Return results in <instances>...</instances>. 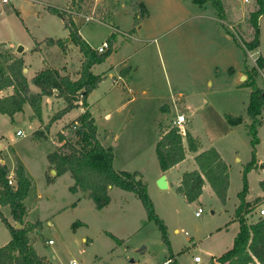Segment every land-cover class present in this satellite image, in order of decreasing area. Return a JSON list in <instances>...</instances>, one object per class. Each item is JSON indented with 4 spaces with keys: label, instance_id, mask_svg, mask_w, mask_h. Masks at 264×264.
I'll return each instance as SVG.
<instances>
[{
    "label": "rangeland",
    "instance_id": "obj_1",
    "mask_svg": "<svg viewBox=\"0 0 264 264\" xmlns=\"http://www.w3.org/2000/svg\"><path fill=\"white\" fill-rule=\"evenodd\" d=\"M135 1L84 0L82 12L74 13L73 20L81 37L94 48L115 33L112 38L116 49L112 57L92 68L103 77L89 93V108L95 118L99 139L113 149L114 167L137 173L136 179L140 177L139 181L147 185L155 210L166 224L170 244L163 239L158 223L148 219L141 199L134 192L111 187V202L97 209L88 193L70 190L74 178L69 172L53 175V166L50 167L47 155L63 143L61 131L66 138L73 137L65 126L84 110L80 101V105L55 119V114L66 106L55 91L43 96L41 119L32 115L28 102L13 118L0 113V163H7L10 171L20 164L27 169L32 185L25 198L27 215L22 226L41 221L30 232V238L37 252L50 264H72L73 260L76 264H161L172 253L181 264H195V255L201 256L203 264H216V256L232 247L238 233L240 225L235 219V208L241 201L239 195L244 186L245 168L252 161L254 151L258 167L246 173V199H259L253 212L247 214L249 221L259 217L260 205L264 202V194L259 196L264 192V109L259 117L261 122L256 123L258 141L254 146L250 129L252 118L248 114L252 88L229 84L228 68H221L227 61H221V58L215 64L219 68L214 65L213 84H208L210 78L206 80L208 72L204 69L201 77L194 78L188 71L180 72L179 77L173 76L174 69L168 65L165 54L168 76L162 53L156 49L160 38L155 43L150 40L152 37L138 31L142 24L138 17L142 11L138 10ZM179 1L180 6L178 0L153 3L152 13L157 16L166 12L164 4L179 12L169 25H175V28L168 33H173L176 39L177 33L187 29L188 22L195 20L199 33L194 39L201 42L204 56L207 55L205 44L210 47L205 40L213 38L214 32L208 16L215 13L230 23L229 28L239 40L245 42L254 38L250 18L259 8L256 0H219L223 15L212 0H203L202 3ZM70 3L71 0H0V49H11L23 55L25 75L33 92L41 89L32 83L31 78L44 67L58 68L73 79L80 76L84 55L73 42L64 20L49 10L54 6L69 13L73 10ZM88 16L93 19L87 20ZM258 23L260 45L250 50L247 60L249 70L258 69L257 85L264 90V67L258 68L257 64L259 56L264 58V12ZM50 37L62 38L65 46H47L45 39ZM190 37L194 36L190 34ZM174 53L177 55L178 51ZM125 58L128 63L122 62ZM127 64L137 67L136 72L133 71L137 84L147 88L151 95H162L161 100L153 97L149 101L146 99L149 95L138 92L139 101L120 107L134 95L124 88L123 83L117 86L114 80L119 68ZM179 89H201L203 93L193 95L192 106L187 109L189 99L173 103L176 99L174 91ZM8 90L12 92V88H8L2 94ZM166 103L170 104L171 110H164ZM180 111L187 119L184 127L204 146H208L211 137L218 139L216 145L229 167L230 181L225 202L219 199L208 182L203 193L193 202L177 189L182 173L198 167L191 151H187L185 160L170 171L167 188H161L155 179L163 170L156 149L161 126ZM106 112L111 113V119L105 118ZM226 113L242 115L244 122L231 128ZM19 129L25 134H17ZM36 130L46 132V138L34 139ZM48 175L54 180L49 181ZM199 207L202 212L197 216ZM0 209L13 224L16 223L9 206ZM10 239L11 233L0 218V246ZM50 239L53 243L48 242Z\"/></svg>",
    "mask_w": 264,
    "mask_h": 264
},
{
    "label": "trees",
    "instance_id": "obj_2",
    "mask_svg": "<svg viewBox=\"0 0 264 264\" xmlns=\"http://www.w3.org/2000/svg\"><path fill=\"white\" fill-rule=\"evenodd\" d=\"M194 1L196 3L203 2V0ZM212 1L223 15L222 3L219 0ZM256 1L259 8L252 12L250 18L254 27V38L243 42L250 50L256 49L260 45L258 18L264 12V0ZM83 3L84 0H71L70 4L73 10L69 13L64 9L49 7L52 13L59 15L64 20L65 26L70 29L73 42L79 46L84 55L79 78L73 79L69 75L61 73L58 68L44 67L31 78L32 83L41 89L40 92H33L24 72L25 59L23 55L15 53L11 49H0V113L13 118L17 112L23 110L25 103L28 102L33 111L32 115L41 119L43 96L52 95L56 91L57 95L62 97L66 103V106L54 116L55 119H59L80 105L79 103L82 101L81 105L84 110L68 126H65V128L70 129L73 137L66 138L61 131L60 140L63 143L47 155L50 167L54 166L57 172L56 176L69 172L74 178V184L70 186V190L88 193V196L95 202L97 209H102L111 202V187L116 186L134 192L141 199L147 211L148 219L158 223L163 239L170 244L166 224L155 210L147 185L136 179L137 173L116 169L113 165L114 152L112 147L105 146L98 137L97 125L94 116L88 109L87 98L103 77L102 74L94 73L92 68L111 55L113 51L112 37L115 33L108 37L109 47L106 51L98 52L97 48L90 46L81 37L73 20L74 13L82 12ZM137 8L142 11L138 17L141 19L146 11L141 4ZM45 44L47 46H65L62 38L53 37L46 38ZM257 64L258 68L264 67L263 56L257 58ZM257 71V68L247 69L248 80L240 84L252 88L248 114L252 118L250 129L254 135L252 139L254 146L258 141L256 123L261 122L259 117L264 109V90L257 85ZM8 88H12V92L8 90L6 94H2ZM226 118L231 125L244 122L242 115L236 116L226 113ZM160 133L156 149L161 168L167 170L185 159L187 149L184 144V137L179 133L177 126L162 125ZM46 135V132L36 130L34 139H45ZM185 137L187 148L198 152L200 140L193 136L190 131L186 132ZM195 160L198 168L184 172L177 189L185 195L188 201L193 202L203 193V187L207 180L219 199L225 202L230 177L228 164L221 153L215 146H211L199 151ZM255 166H257V160L254 151L252 161L245 168L244 186L239 195L241 201L235 212V219L239 221L240 225L239 231L234 238L232 247L216 257L221 264H264V215L259 214L255 221H249L247 218V214L253 212V207L259 199L256 198L253 201L246 199L248 191L246 173ZM10 172L6 163H0V207L9 206L12 217L16 221L13 224L0 209V218L11 233V239L0 246V264H48L47 260L37 252L30 238V232L35 226L40 225L41 221L37 220L21 228L17 227L18 222L21 225L24 224V218L27 215L25 198L31 188L32 181L22 164L14 168L15 182L13 184L8 181ZM48 180L52 181L54 178L48 175ZM169 258L171 259L169 264H181L176 260L173 253Z\"/></svg>",
    "mask_w": 264,
    "mask_h": 264
},
{
    "label": "crops",
    "instance_id": "obj_3",
    "mask_svg": "<svg viewBox=\"0 0 264 264\" xmlns=\"http://www.w3.org/2000/svg\"><path fill=\"white\" fill-rule=\"evenodd\" d=\"M142 1H140V0L135 1L136 7H139L141 4L143 9L146 11L144 17L140 19L142 21V24L138 27V31H140V33L143 31V33L145 35L152 37V38H150V40L153 39V41L155 43H158V39L160 38L159 44L156 45V49L160 54L162 53L164 63H165V70H166V72H168V76H170V73H169L167 63H166L167 61H165L166 60L165 54H167L168 65L172 69H174V72L172 73L173 76L177 75V77H179L180 72L188 71L190 76H192L194 78L201 77L202 76V70L204 69L208 72V77L206 78V80L208 78H210L209 80H207L208 84H213V81L211 80V78H213L212 75H213V72L215 70L214 65L217 64V62H220V58H221V61H225V60L227 61L225 66L223 65V66H221V68H225V67L228 68V77L230 79L229 84L236 86V87H243L240 84H243L245 82V80L242 82H237V81L242 74H246L247 80H248L249 76H248V73L246 71H247V69H249L247 59L249 57L250 49H248L244 45L243 41L239 40V38L234 34V32L231 31V29L228 26V25H230L229 22H227L226 20H223L222 17H220L219 15L217 16L216 13L214 15L208 16V21H211L214 32H213V38H209V39L205 40L207 43L209 42L210 47L205 44L207 55L204 56L202 53V50H201L202 49L201 42L200 43L196 42V40L194 39V38H196V34L199 33V25L196 23L195 20L192 22L191 21L188 22L190 24L188 26V28L177 33L176 37H178V38L176 39L175 35L173 33L172 34H168V33L170 32V30L175 28V25H173L172 27L169 25L171 22L175 21L174 18L176 17V15H178L179 12L178 11L176 12V9H174V10L170 9L169 6H166V4H164L166 12H164V13L160 12L157 16H154L152 13L151 5L153 3L161 2V0H142ZM178 3L180 6L181 1L178 0ZM168 21H170V22H168ZM116 30H118V29H116ZM190 34L193 35L194 37H190ZM112 48L114 50V48L116 49V46L114 47V44H113ZM175 50L178 51L177 55H175V53H174ZM111 54H113V53H111ZM111 57H112V55H110L108 58L110 59ZM108 58L106 60H108ZM126 58L128 59L129 57H126ZM126 58L122 62L128 63V60ZM127 66H130V65L127 64V65L119 68V70H118L119 74L117 75L116 78H114V80H115V83L117 86L121 85L120 83H123L124 88H127V90L134 93V95L128 101L123 102L120 105V107L121 108L124 107L126 104H129V102H131V101H134V102L139 101L140 96L138 95V92H141L142 95H149L146 97V99H148L149 101L151 99H153V97L159 98L161 100L160 96H162V95H151L147 88H145V87L143 88L142 85H138L137 82L134 80L133 71L136 72L137 67L132 68L131 66L130 67H127ZM215 67L219 68L217 65H215ZM222 71H224V70L222 69ZM24 72H25V68H24ZM175 72H176V74H175ZM128 73H130V75H128ZM174 92H175L174 95H176V99L173 100V103L174 102L176 103L179 100L189 99L187 109H190V106H192V98L191 97L193 95L203 93V91L201 89H190L188 91L179 89V90L174 91ZM172 97H170V98H172ZM190 99H191V101H190ZM87 101H88V98H87ZM89 107H90V103L88 102V109L90 110ZM167 109L171 110L170 104H168V103L165 104L164 110H167ZM181 113H184V112L180 111V113H177V115L181 114ZM177 115L175 117H173L170 122L164 121L165 124H163V125L165 126L166 124H171L173 122V120L177 117ZM104 116L106 119L112 118V115L110 112H106ZM163 117L164 116H162V118ZM162 120H164V119H162ZM231 126H234V125L230 124V127ZM186 130L190 131L187 128H186ZM191 134L193 135L192 132H191ZM159 138H160V135H159ZM159 138H158V140H159ZM217 141H218V139H216L215 137L214 138L211 137L209 139L208 146H204V144L200 140L199 151L205 150L211 146H215L222 155L221 150L216 145ZM184 144L186 146L187 151H191L187 148V143H186L185 139H184ZM187 151H186V156H187ZM191 152H194V151H191ZM198 152H194V156H196V154ZM222 157H223V155H222ZM184 160L185 159H183L181 162H179L178 164L174 165L173 167H171L167 170H160V172L157 174L155 179H159L160 176L165 174L167 181H168V184H170V178H169L170 171L173 168L179 166ZM1 163H5V162L1 161ZM257 167L258 166H255V168H257ZM197 168H195V169H197ZM255 168H253V169H255ZM25 169H26V167H25ZM192 170H194V169H192ZM26 171H27V169H26ZM186 171H191V170H186ZM186 171H184V172H186ZM183 173L180 176V179L178 181V185L181 182ZM206 182H208V181L206 180ZM206 182H205V184H206ZM262 186L264 188V179L262 180ZM263 194H264V192L259 196H262ZM256 198H254L252 200H248V199L247 200L253 201ZM238 205H236V208L238 207ZM236 208H235V212H236ZM47 262H48V264H50L48 260H47Z\"/></svg>",
    "mask_w": 264,
    "mask_h": 264
},
{
    "label": "built area",
    "instance_id": "obj_4",
    "mask_svg": "<svg viewBox=\"0 0 264 264\" xmlns=\"http://www.w3.org/2000/svg\"><path fill=\"white\" fill-rule=\"evenodd\" d=\"M3 2H8L9 0H2ZM243 2H247L249 0H242ZM93 17L88 16L87 20H91ZM109 47V42L106 40L104 41L100 46L97 47L98 52H104L108 49ZM186 117L184 113L178 114L177 117L173 120V125L178 127V131L182 136H186V128L184 127V123L186 122ZM75 127V126H74ZM17 134L19 135H24L25 132L22 129H19L17 131ZM8 181L10 184H13L15 182V173L14 171L10 172V175L8 177ZM202 212V208L199 207L198 210L196 211V215H200ZM259 214L264 215V202L260 205L259 209ZM49 243H53V239H50L48 241ZM171 262L170 258L165 259L161 264H169ZM194 262L195 264H203L202 258L200 255H195L194 257ZM216 264H221L217 259H215ZM72 264H76V261L73 260Z\"/></svg>",
    "mask_w": 264,
    "mask_h": 264
},
{
    "label": "water",
    "instance_id": "obj_5",
    "mask_svg": "<svg viewBox=\"0 0 264 264\" xmlns=\"http://www.w3.org/2000/svg\"><path fill=\"white\" fill-rule=\"evenodd\" d=\"M68 39H69V37H67L66 42L68 41ZM246 79H247V75L242 74L237 82H242ZM52 172H53V175H56V173H57L54 166L52 168ZM137 179L139 181L140 177H138ZM157 183L161 188H167L168 187V181H167L166 175L164 174V175L160 176V178L157 180ZM21 226H22L21 223L18 222L17 227L20 228Z\"/></svg>",
    "mask_w": 264,
    "mask_h": 264
}]
</instances>
